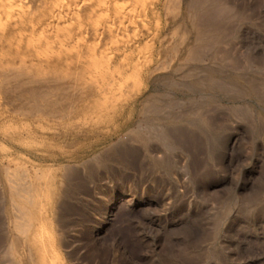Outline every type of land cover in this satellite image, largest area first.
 Here are the masks:
<instances>
[{
	"label": "rangeland",
	"instance_id": "rangeland-1",
	"mask_svg": "<svg viewBox=\"0 0 264 264\" xmlns=\"http://www.w3.org/2000/svg\"><path fill=\"white\" fill-rule=\"evenodd\" d=\"M178 1L200 39L156 87L147 141L121 128L66 170L38 166L59 184L56 201L41 189L30 229L44 264H264V0ZM158 16L136 26L170 23ZM36 143L9 162L32 171ZM10 144L0 134V156ZM2 192L0 264H11Z\"/></svg>",
	"mask_w": 264,
	"mask_h": 264
},
{
	"label": "bare ground",
	"instance_id": "bare-ground-1",
	"mask_svg": "<svg viewBox=\"0 0 264 264\" xmlns=\"http://www.w3.org/2000/svg\"><path fill=\"white\" fill-rule=\"evenodd\" d=\"M176 2L0 0V134L11 143L0 156V185L11 264L45 263L30 229L41 217V189L56 201L59 184L38 166L66 170L121 128L147 141L156 87L185 70L200 39ZM161 12L170 18L164 28L155 26ZM148 13L155 28L136 26ZM30 138L32 171L9 162Z\"/></svg>",
	"mask_w": 264,
	"mask_h": 264
}]
</instances>
